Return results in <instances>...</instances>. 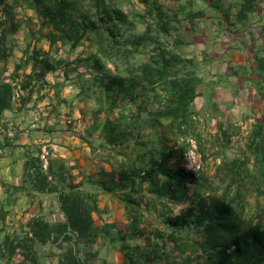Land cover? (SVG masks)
<instances>
[{"label": "rangeland", "instance_id": "rangeland-1", "mask_svg": "<svg viewBox=\"0 0 264 264\" xmlns=\"http://www.w3.org/2000/svg\"><path fill=\"white\" fill-rule=\"evenodd\" d=\"M108 1L128 14L143 15V21L151 23L153 19L147 14L149 1L156 2L173 18L179 5L203 9L209 0ZM225 1L240 6L246 0ZM254 2L255 10L242 27L224 25L223 30L218 16H209L215 27L213 33H217L220 27L219 32L223 36L220 33H203L201 39L195 40V30L189 29L191 25L185 21L182 23V18H178L181 22L175 19L172 23L174 28L169 37L160 36L168 49L194 60L195 73L202 81L193 108L194 123L188 135L177 138L167 120L158 121L159 102L149 100L140 111V102L134 104L128 98L120 97L112 118L127 134L115 145L106 144V136L97 133L89 138L93 112L99 105L91 96L98 90L97 84H90V90L86 85L84 91H80L85 79L107 71L115 72V68L102 59L105 67L97 71L92 59L96 48L89 42L84 41L72 52L69 45L52 43L54 31L42 26V18L33 10L19 7L8 19L7 8L0 2V39L4 41L0 49L9 55L2 58L3 54H0V79L18 77L17 85L27 86L19 97H31L26 108L15 113V121L24 128L25 134L35 138L50 133V142H37L29 148L33 154L36 150H45L48 164L51 160L56 161L57 168L64 164L68 181L78 183L92 175L90 182L98 187L94 192L99 205V211L94 215L95 223L101 228L107 225L105 233L89 243L76 240L67 243L62 238L45 245L31 242L26 238V226L32 218L24 215L29 213V203L21 198L6 202L1 196L4 190H0V264H59L70 249L80 264H128V255L137 254L134 251L136 247L141 250L165 248L173 264L177 255L172 252L175 245L166 235L174 231L189 241L198 239L200 235L193 227L171 228L165 221L168 217L180 215L191 202L186 200L174 204L170 200L160 201L150 193L148 184L138 185V194L133 193L132 196L142 206L138 227H133L129 217L133 205L126 201L127 198L122 200L101 190V187L103 184L112 185L110 172L118 173L115 176L117 180L123 167L128 168L132 164L138 168L148 166L151 159H160V152L165 147L176 145L179 148L184 143L191 144L185 151V157L193 150L196 159H186L183 163L173 160L170 167L198 172L204 197L230 199L245 217L254 223L264 224V74H260L256 67L259 60H264V0ZM237 11L231 13L230 20ZM14 27H17L16 31L11 32ZM144 27V24L136 25V31L143 32ZM37 54L53 63L63 62L44 79L31 80L28 75ZM148 58L149 54L142 52L136 55V62ZM64 72H68V76L65 77ZM16 103L19 105V101ZM121 115L127 117L126 120L120 121ZM11 122L14 129L4 121L9 125L4 130L13 133V136L7 134L9 139L16 137L19 131L17 123ZM260 127L262 134L258 136L256 130ZM196 135L200 145L196 143ZM87 139L90 144L84 142ZM27 150L19 147L12 149L7 156L0 155V168L5 160L9 159L14 164L20 161L17 170L22 173L21 182ZM55 201L58 206L50 202L43 211L44 215L40 216L50 223L63 222L61 219H64L58 197ZM6 237L20 247L14 255L7 248Z\"/></svg>", "mask_w": 264, "mask_h": 264}, {"label": "trees", "instance_id": "trees-1", "mask_svg": "<svg viewBox=\"0 0 264 264\" xmlns=\"http://www.w3.org/2000/svg\"><path fill=\"white\" fill-rule=\"evenodd\" d=\"M222 1L215 0L213 7L219 9ZM0 2L7 8L8 19L19 7L33 10L42 18V26H48L54 31L52 43L69 45L72 52L84 41L89 42L96 48L92 59L97 71H102L105 67L102 59L115 68V72L107 71L85 79L80 86L81 92L86 85L89 90L90 84L98 86V90L91 93L99 105L93 112L89 138H93L96 133L106 136L108 145H115L123 140L127 133L120 130L121 124L112 118L120 97H126L134 104L140 102V111L149 100L159 102L161 107L156 114L158 121L167 120L177 138L187 136L192 130L194 103L199 96L198 88L202 81L195 73L194 60L168 49L160 36H170L175 19L177 22L192 24L196 19L203 18L204 12H194L190 6L179 5L172 18L156 2L146 0L149 7L147 14L153 19L151 23H147L143 21V15L128 14L108 0ZM254 10V0H246L240 4L233 17L236 22L244 24ZM224 16L230 21L231 12H225ZM140 24L145 25L143 32L136 31V25ZM16 29L14 27L11 32ZM2 45L4 46V41L0 39V48ZM1 52L3 51L0 49L2 58L9 56L6 52ZM142 52L149 54L148 60L136 62V55ZM62 62L53 63L37 54L28 78L44 79L47 74L55 72ZM256 67L260 74H264V60H259ZM64 74L65 77L68 76V72ZM16 78L18 77L0 79V121L7 111L21 113L31 100V97H16ZM26 88L27 86L22 85V89ZM101 115L104 116L101 118ZM126 118L121 115L119 120ZM12 126L14 129L15 125ZM261 134L262 127L256 130V135ZM15 140L16 137L9 139L6 135L4 146L12 149L21 147L14 144ZM195 140L200 145L199 136L196 135ZM84 142L90 144L89 139ZM188 146L191 144L184 143L179 148L176 145L165 147L160 152V159H151L148 166L138 168L132 164L128 168L123 167L117 180L115 176L118 173L110 172L113 183L109 186L103 184L101 190L117 195L122 200L127 198L126 201L133 205L129 211L133 227H138L141 214L139 210L142 206L132 196L133 193L138 194V185L148 184L150 193L160 201L170 200L174 204L186 200L191 202L180 215L168 217L165 221L171 228L193 227L200 235L198 239L190 241L176 235L174 231L166 235L175 245L172 252L177 255L173 264H264V224L254 223L245 217L230 199L204 197L201 175L198 172L170 167L173 160L185 162ZM40 154L41 150H36L34 154L30 148L26 151L23 184L19 190L27 185L32 186L36 192L57 194L64 219L63 222L50 223L40 216L34 217L26 226V238L43 245L56 243L61 238L67 243L73 240L83 243L96 240L101 233H105L107 225L101 228L95 223L94 215L99 211V205L94 192L98 187L91 184L92 175L90 179L86 178L78 183L68 181L64 164L61 163L57 168L56 161L51 160L48 169L44 170ZM5 240L10 254L14 255L20 248L19 245L11 243L9 237ZM134 251L137 254L128 255V264H171L170 253L165 248L141 250L136 247ZM59 264H80V260L70 249Z\"/></svg>", "mask_w": 264, "mask_h": 264}, {"label": "crops", "instance_id": "crops-1", "mask_svg": "<svg viewBox=\"0 0 264 264\" xmlns=\"http://www.w3.org/2000/svg\"><path fill=\"white\" fill-rule=\"evenodd\" d=\"M215 0H209L207 2L208 6L206 8H199V7H195L193 6L191 9L194 12H199L202 11L205 13V16L201 19H196L192 24H190L191 26H189L188 28L191 29L192 31H194V35H195V40L196 39H201V36H203V33L208 35L210 34H218L220 27H218L217 29V33H213V30L215 29L214 25H213V21L212 19L209 18V16H212L213 14H216L218 16V18L220 19L221 22V28L224 30L225 27L224 25L228 26H232L233 28H237V27H242L244 24H241L239 22H236L235 18L232 17V20L228 21L225 19L224 13L225 12H234L236 10L239 9V5L237 6H233L228 4L225 0L222 1V3H220V8L217 9L215 7H213V2ZM241 4V3H240ZM200 6V5H198ZM237 13V12H236ZM182 23H185L184 21ZM186 24H189L186 22ZM205 28V29H202ZM191 31V33H192ZM211 31V32H210ZM221 36H223L222 33H220ZM217 38V37H216ZM17 115L15 114V111H7L3 114L2 120L0 121V155L3 156H7L8 152L12 151V148H8L6 146H4V138L8 133H11L10 130H4V127L8 128L9 125L12 126L13 121L17 123L16 120ZM4 119V120H3ZM4 121L8 124H5ZM11 122V123H10ZM16 126H18L17 128H19V131L17 132L16 135V140L14 142V144L16 145H20L21 147H25V149H29L30 146H33L34 144H36L37 142H40L42 144H45L47 142H50V133H44V135L42 137H34L32 135L29 134H25L24 128L19 126V124L17 123ZM28 133H32V132H28ZM10 136V135H9ZM7 143H10V141H8ZM6 163L3 164V167L0 168V190H4L2 192V198H5L6 202H10L14 199H22L25 200L26 202H28L29 204V213H25L24 215L27 216L29 215L30 218H34V217H39L43 214V211H45V209L49 206V203H53V205L55 204V206L57 204V202L55 200H57V196L54 193H40V192H36L32 189V186H27L24 185L25 188L20 189V186L22 185L21 182V177L22 173H20V171H18V166H20V161L19 164H14V162L11 160H5ZM4 165H8V166H4ZM17 191V192H16ZM16 192V193H15ZM15 193V194H14ZM42 211V212H41ZM63 219H61L62 221Z\"/></svg>", "mask_w": 264, "mask_h": 264}, {"label": "built area", "instance_id": "built-area-1", "mask_svg": "<svg viewBox=\"0 0 264 264\" xmlns=\"http://www.w3.org/2000/svg\"><path fill=\"white\" fill-rule=\"evenodd\" d=\"M15 94L16 97L22 96L23 95V89L20 85H16V89H15ZM10 136H13V133H9ZM40 159L43 163V169L47 170L48 169V154L46 153L45 150H43L40 154ZM186 159L188 160H195V152L193 150H191L190 152L187 153L186 155ZM200 167L198 166V169Z\"/></svg>", "mask_w": 264, "mask_h": 264}]
</instances>
